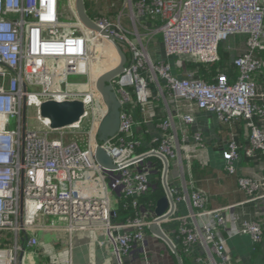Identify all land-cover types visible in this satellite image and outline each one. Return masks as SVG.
Returning a JSON list of instances; mask_svg holds the SVG:
<instances>
[{
  "label": "built area",
  "instance_id": "1",
  "mask_svg": "<svg viewBox=\"0 0 264 264\" xmlns=\"http://www.w3.org/2000/svg\"><path fill=\"white\" fill-rule=\"evenodd\" d=\"M125 2L130 25L122 11L117 19L88 13L106 32L102 35L79 18L76 0H0V264H40L37 258L53 255L54 249L40 239L41 231L62 232L68 238L67 249L49 264H74L73 237L89 231L102 232L99 243L116 253L118 264H125L123 257L137 249L143 254L140 264H152L145 246L153 224H159L177 250L181 242L193 261L230 264L221 228L223 210L236 205L209 208L206 194L194 186L189 126L198 110L228 124L242 117L250 138L246 154L252 157L260 150L264 155V87L254 78L255 72L264 71V59L254 57L255 50L264 49V0ZM150 15L160 23L142 21ZM229 36H246L249 46L235 59L239 74L234 80L225 72L204 80L185 67L187 60L203 65L218 61L220 43ZM99 38L115 45L119 62L116 45L127 58L124 70L112 80L121 105L119 132L100 144L115 165L110 170L95 157L96 132L106 113L90 67ZM158 38L162 58L154 43ZM72 75L83 80L70 81ZM48 99L82 100L84 115L72 125L52 128L39 112ZM155 101L162 106L154 110ZM159 109L164 117L154 123L148 111L158 114ZM86 121L88 143L82 146L77 135L84 133ZM150 123L157 134L146 132ZM192 136L200 148L207 146L199 130ZM224 142L225 169L240 176L249 200L256 199L264 178L239 171L235 132ZM158 182L164 190L161 197L167 195L175 204L173 209L169 204L163 217L171 214L163 220L155 213L161 197L152 208L140 202ZM121 201L134 214L117 221ZM180 201L188 203V214L177 212ZM237 231L249 233L255 244L264 237L256 218L244 221ZM197 245L204 255L195 259Z\"/></svg>",
  "mask_w": 264,
  "mask_h": 264
},
{
  "label": "crops",
  "instance_id": "2",
  "mask_svg": "<svg viewBox=\"0 0 264 264\" xmlns=\"http://www.w3.org/2000/svg\"><path fill=\"white\" fill-rule=\"evenodd\" d=\"M103 43L104 40L102 38H99L95 42L94 49H96L97 53L99 49L96 45H99L101 48ZM154 43L160 48L158 56L160 57L161 55L163 57V44L161 39H156ZM151 53L154 54L155 49L151 50ZM261 86L264 87L263 84ZM195 116L196 122L189 126L190 130H193V132L194 130H199L204 135L208 144L204 149L200 148L199 144L193 139L192 132L188 147L193 154H196L195 156L201 158V164L207 167L205 168L204 178L198 181L192 178L194 185L206 194L209 208L236 205L223 210L225 223L221 228L226 239V250L231 256L230 264H264V237L261 242L255 244L249 233L237 231L238 227H241L244 221L256 218L261 223L264 232V185L255 191L254 196L256 199L249 200L250 197H248L246 190L238 187L234 182L235 178L225 172V160L222 151L225 149L224 139L228 135L226 127L222 126L223 123L208 111L198 110L195 112ZM235 121L231 124L226 123V126L229 129L234 128ZM152 126L153 124L151 123L145 126L146 132L149 131V135L157 134ZM224 128L225 131H223ZM136 130H139L138 127ZM242 137H239V139L236 137L239 144H242L240 140ZM262 155V153L261 155L260 153L255 154V156H252V159L241 157V161L238 164L239 171L247 176L264 178V155ZM247 160L251 161L248 162ZM177 212L179 214H188V203L185 201L178 202ZM234 217L237 219L236 224ZM165 229H169V227L167 226ZM57 233L58 231H41L39 236L44 241L45 239L43 237L56 234L57 240H60ZM101 233V231H96L95 233L89 231L78 232L74 235V252L72 254L74 264H118L116 253L108 245H101L99 243ZM167 234L175 243L173 233L167 232ZM46 243L48 244V242ZM67 247L68 241L58 250H53V255H46L44 258L52 262L53 256L61 254L62 250L67 249ZM140 250L137 249L129 258L124 256L125 264H140L143 255ZM145 250L152 264H179L178 258L172 248L151 230L147 232ZM67 254V251H65L64 256H67ZM202 255H204L203 248L197 245L194 249L195 259ZM189 260L191 261L192 259L189 258ZM191 262V264H199L196 260H192ZM202 263L207 264L204 261Z\"/></svg>",
  "mask_w": 264,
  "mask_h": 264
},
{
  "label": "trees",
  "instance_id": "3",
  "mask_svg": "<svg viewBox=\"0 0 264 264\" xmlns=\"http://www.w3.org/2000/svg\"><path fill=\"white\" fill-rule=\"evenodd\" d=\"M124 0H85L86 8L88 10V13L91 16L95 15H101L106 16L108 18H115L118 13L122 10ZM96 6L93 9V6ZM142 21L149 26H155L160 23V19L157 16L150 15L148 17H145L142 19ZM107 45V41L104 40L103 46ZM100 49V47L98 48ZM249 50V46L247 44V37L246 36H229L226 39L222 40L219 46V60L212 63L203 65L199 62L195 61H185V67L188 69H191L194 71L195 75L199 78H202L204 80H209L213 76H215L219 72H225L230 80H234L238 74H239V68L235 64V59L244 53H246ZM254 57L258 59H264V49H257L254 52ZM254 78L260 83L264 85V71H259L254 73ZM261 101V100H260ZM162 106V103L160 101H155L152 103V109L155 110L160 108ZM159 115L156 112H153V110L148 111L150 118L154 121V123L160 122L164 116V112L162 109H159ZM162 116V117H160ZM224 127H226V131L228 134L230 132H235L242 141V144L240 143V153L242 158L252 159L251 156H247L246 154V148L250 145V138H249V132L247 129V126L245 124V120L242 117H239L236 119L234 128L229 129L226 126V123H223ZM232 130V131H231ZM195 131V130H194ZM225 131V128L224 130ZM193 130L189 131V135L191 136ZM206 141V139H205ZM247 143V144H246ZM206 144L207 141H206ZM147 146H143L141 149H145ZM245 147V148H244ZM203 149V148H202ZM262 153L260 150H257L255 154ZM194 155H196L194 153ZM201 158L198 156L192 157L191 159V177L195 178L196 181H198L201 178L205 177V168L204 165L201 164L200 161ZM264 160V157H263ZM250 162L249 160H247ZM246 161V162H247ZM160 164V161H157ZM225 172L230 175L231 177H234L235 184L238 185V187H242L239 183V175L237 173H229L226 169ZM195 186V185H194ZM196 187V186H195ZM244 189V188H243ZM164 195V190L161 184L158 182V186L155 189L150 190L146 195L141 197L142 204H144L148 208H152L153 205L157 202V200ZM249 197V195H248ZM123 202H120L119 206V216L117 217V221H123L126 217L133 215L134 211L132 208H124L121 204ZM178 250L180 251V254L182 256V260L184 264H191L192 260H189L188 255H186L183 251V245L181 242H178L177 244Z\"/></svg>",
  "mask_w": 264,
  "mask_h": 264
},
{
  "label": "water",
  "instance_id": "4",
  "mask_svg": "<svg viewBox=\"0 0 264 264\" xmlns=\"http://www.w3.org/2000/svg\"><path fill=\"white\" fill-rule=\"evenodd\" d=\"M76 7L79 18L88 27L101 32L102 35L106 34V32L97 26V24H95L91 19L86 8L85 0H76ZM116 47L120 54L119 64L114 68L101 73L96 81L97 88L106 105V113L102 117L96 132V142L98 143V146L96 147L95 157L100 164L109 170L115 168V165L113 164L110 154L104 150L100 144L109 140L119 132L121 105L112 80L124 70L127 60L126 55L122 51L121 47L119 45H116ZM39 112L42 118L49 119L50 126L52 128H61L80 121L85 112V104L82 100L78 99H67L64 101L48 99L40 104ZM170 201L171 200L167 195L161 197L157 202L155 213L158 216L163 217V214L165 213L169 204L172 206V209L173 206L175 207V204ZM170 214L171 212L165 215L162 220L168 217ZM150 230L171 246L178 258L179 264H183L179 251L176 249L170 238L166 235L159 224L151 225Z\"/></svg>",
  "mask_w": 264,
  "mask_h": 264
},
{
  "label": "rangeland",
  "instance_id": "5",
  "mask_svg": "<svg viewBox=\"0 0 264 264\" xmlns=\"http://www.w3.org/2000/svg\"><path fill=\"white\" fill-rule=\"evenodd\" d=\"M125 4H126V2H125V0H124V3H123V7H122V9L124 8V6H125ZM96 6L94 5L93 6V9L95 8ZM122 12H124V17L125 16H127V12H128V10H126V7L123 9V10H121ZM120 11V12H121ZM119 12V13H120ZM119 13H118V15H119ZM118 15L114 18V19H117L118 18ZM123 21H124V23L125 24H127V25H130V22H129V20H128V18L127 17H125L124 19H123ZM131 31V30H130ZM98 57H101V59L103 58V60H104V62H107V57L108 56H110L109 54H108V47H107V45H102L101 46V48L98 50V55H97ZM160 58H162V56L160 55ZM109 63H112V61L111 62H109ZM108 63V64H109ZM109 69V68H108ZM108 69H106V70H108ZM105 70V71H106ZM102 72H104L103 71V69L101 70ZM70 81H80V80H83V77H79V76H76V75H72V76H70V79H69ZM84 81L85 82H88V80L86 79V78H84ZM156 112V111H155ZM31 113V115H33V113H34V111H31L30 112ZM11 126L12 127H14L15 126V123L14 122H12V124H11ZM89 127V121H86L85 123H84V128H83V131H84V133H81V134H78L77 135V138L79 139V141L81 142V144H82V146H85V145H87V143H88V139H87V135L85 134V131H86V129ZM74 137H76L75 135H74ZM236 137L238 138V136L236 135ZM240 145V144H239ZM261 155V154H260ZM248 156V155H247ZM263 156V155H262ZM249 157V156H248ZM113 206H116V203H115V200H114V197H113ZM58 234V236L60 237V240L58 239L57 240V235L56 234H53V235H48V236H45V237H43L45 240L44 241H46V242H48V245L49 246H51L55 251L56 250H58L65 242H67L68 241V238H67V235L66 234H63L62 232H58L57 233ZM53 240V241H52ZM45 242V243H46ZM31 252H32V249L31 248H29L28 250H27V256L28 257H30V255H31ZM37 262L38 263H40V264H49L50 263V261L47 259V258H42V260H40V258L38 259L37 258Z\"/></svg>",
  "mask_w": 264,
  "mask_h": 264
},
{
  "label": "bare ground",
  "instance_id": "6",
  "mask_svg": "<svg viewBox=\"0 0 264 264\" xmlns=\"http://www.w3.org/2000/svg\"><path fill=\"white\" fill-rule=\"evenodd\" d=\"M108 43V54L110 56L107 57V62H104L103 58L101 59V57H96L94 58L95 60L92 61L91 63V70L95 71L96 73H94V75L98 76L101 75V73H103L101 70L103 69V71H105L108 68L114 67L115 65H117V63L119 62V59L117 58V53H116V49H115V45L107 42ZM97 48H99V45H96ZM93 56V54H92ZM96 59H98L97 63L95 62ZM112 63H109L111 62ZM109 63V64H108Z\"/></svg>",
  "mask_w": 264,
  "mask_h": 264
}]
</instances>
